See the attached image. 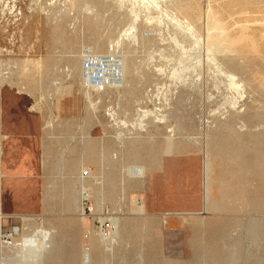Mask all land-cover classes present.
Returning a JSON list of instances; mask_svg holds the SVG:
<instances>
[{
    "label": "rangeland",
    "instance_id": "rangeland-1",
    "mask_svg": "<svg viewBox=\"0 0 264 264\" xmlns=\"http://www.w3.org/2000/svg\"><path fill=\"white\" fill-rule=\"evenodd\" d=\"M8 2L21 15L5 11ZM102 3L0 0V142L9 176L1 181V213L6 228L20 229L19 250L0 251V264H264V0H175L162 8L197 23L203 35L220 24L230 37L228 55L218 58L245 85L238 113L223 78L208 65L198 74L205 56L187 39L176 45L177 29L163 14L135 5L133 22L129 3ZM208 9L211 20L204 18ZM91 75L102 82L90 83ZM154 108L175 132L147 119L140 129L139 110ZM61 133L66 143L78 134L107 138L110 151L116 141L110 181L102 177L107 168L92 169L101 177L82 169L81 203L68 172L40 167L62 154L40 149L43 134L61 141ZM109 216L113 232L122 231L107 244L100 233L109 231ZM40 229L48 235L43 251Z\"/></svg>",
    "mask_w": 264,
    "mask_h": 264
},
{
    "label": "bare ground",
    "instance_id": "bare-ground-1",
    "mask_svg": "<svg viewBox=\"0 0 264 264\" xmlns=\"http://www.w3.org/2000/svg\"><path fill=\"white\" fill-rule=\"evenodd\" d=\"M91 2L93 1V3L94 2H97V3H117V4H120V5H123L124 3L126 4V3H129L132 7L130 8V12L131 13H133L134 14V21L133 22H135V19H137L138 18V13L136 12V9H135V5H137L138 7V9H144V10H147V11H149V10H157V11H159L158 13H161V14H163L162 16L166 19H168V21H169V23L173 26V27H175L176 29H177V33H178V35H179V37H176V35H174L173 37H172V40L176 43V45L177 44H179V42H180V40H181V42H182V40L183 39H187L189 42H191L192 44H193V47H195L197 50H199V52L201 51V53H202V55L201 56H205V58H202L203 60H199L198 61V65H199V70H200V73H198V74H201V71L203 70V67L205 66V65H208V66H212L211 68L213 69H215V71L218 73V75L219 76H221L222 78H223V80H224V83H222L223 84V86H224V88H226V90H227V92H228V96H225V98H227V100L229 101V103H230V107L233 109V111L235 112V113H238L237 112V104L238 103H241L244 99H245V97H246V93H245V85H243V83H242V81H241V79L239 78V76H238V72H235L234 70H233V68H232V66H231V68L229 67V64L227 65L228 67H226V68H224L221 64L222 63H224V62H222V61H220V62H222V63H220L219 62V58H218V56L219 55H221V56H223L222 58H224V56H226V55H228L227 54V51H226V44H227V42L228 43H231V41H230V37L228 36H226V33H224V31L222 30V28H221V26H220V24H216V25H214L213 27H212V30H211V32H209L208 30V32L206 31V33L203 35V33L201 34V33H199V31L195 28V25L197 24V23H193V19H194V17H193V15H192V20H189V21H192V23L191 22H188L185 18H183V17H179L177 14H176V12L174 13V12H171V13H169L168 11H167V9H164V10H162V8H165L167 5H173L174 4V2H175V0H90ZM205 1V0H204ZM241 1V0H240ZM247 1V0H246ZM250 1V0H249ZM252 1V0H251ZM256 1V0H255ZM102 3V4H103ZM211 4V3H210ZM246 4V3H245ZM251 4V3H250ZM98 5H100V4H98ZM127 5V4H126ZM255 5V4H254ZM117 6V5H116ZM248 6H249V4H248ZM251 6V5H250ZM260 6V5H259ZM134 7V8H133ZM252 7V6H251ZM244 8H245V6H244ZM137 9V10H138ZM185 9V8H184ZM249 9V8H248ZM256 9V8H255ZM5 11H8L9 13H10V15H12L13 16V18L15 19V18H17V15L19 14V15H21V11L18 9L17 10V7H16V5L15 4H12V5H10V2H8L7 4H6V9H4ZM174 10V9H173ZM4 11V12H5ZM18 11V12H17ZM142 11V10H141ZM190 11H191V9H190ZM214 11V10H213ZM187 12V11H186ZM197 15H199V14H197ZM200 15H202V14H200ZM212 14L210 13V10L208 9V11H207V14H206V16L204 17L205 19H210L211 20V17L213 16H211ZM191 16V15H190ZM190 16H189V18H190ZM147 17V16H146ZM153 17H154V15H153ZM200 17V16H199ZM198 17V18H199ZM158 18V17H157ZM187 18V17H186ZM202 18H203V15H202ZM203 18V19H204ZM149 19V18H148ZM166 19V20H167ZM164 20V19H163ZM200 20H201V17H200ZM199 20V21H200ZM210 20H208V21H210ZM155 21V20H154ZM203 21V20H202ZM148 22H149V20H148ZM151 22V21H150ZM201 22V21H200ZM152 23V22H151ZM203 23H205V21H203ZM201 24H202V22H201ZM209 24V23H208ZM149 25V24H148ZM168 25V24H167ZM166 25V26H167ZM160 26V25H159ZM198 26H200V28L202 27L201 25H198ZM198 26H196V27H198ZM134 27H135V24L133 23L132 24V26L130 27V29H131V31H130V33L129 34H131L132 35V37L133 38H135V35L133 34V32H134ZM156 27V26H155ZM163 27V26H162ZM204 27V26H203ZM165 28V27H164ZM166 29V28H165ZM161 30V29H160ZM172 30V29H171ZM201 30V29H200ZM173 31V30H172ZM202 31H204L203 29H202ZM204 31V32H205ZM244 31V30H243ZM201 32V31H200ZM226 32V31H225ZM227 33H229V32H227ZM245 33V32H244ZM246 35V34H245ZM248 35V34H247ZM121 36V35H120ZM145 37V36H144ZM151 37V36H150ZM236 38V37H235ZM239 38V37H238ZM144 39V38H143ZM246 39V38H245ZM232 40V39H231ZM236 40H237V38H236ZM235 40V41H236ZM121 41V38L120 39H118V40H116V42H115V47L118 45V43ZM153 41V40H152ZM232 42H234V41H232ZM246 42V41H245ZM245 42H243V43H245ZM236 43V42H235ZM254 43V42H253ZM231 44H233V43H231ZM256 44H258V43H256ZM230 45V44H229ZM233 47V46H232ZM232 47H229V48H232ZM253 47V46H252ZM180 48L181 49H183V45H181L180 46ZM253 48H255V47H253ZM244 50V49H243ZM188 51V50H187ZM260 51V50H259ZM264 51V50H263ZM192 52H194V51H192ZM252 52V51H251ZM250 52V53H251ZM255 53V52H254ZM257 54V53H256ZM263 54V53H262ZM230 55V54H229ZM260 56V55H259ZM194 57V56H193ZM185 58V57H184ZM188 58V57H187ZM186 58V59H187ZM260 58V57H259ZM263 58H264V56H263ZM126 59V58H125ZM133 59H134V57H133ZM133 59H131V60H133ZM190 59V58H189ZM249 59V58H248ZM261 59V58H260ZM131 60H130V62H131ZM191 60H192V58H191ZM220 60H221V58H220ZM223 60V59H222ZM225 60H226V62L227 61H229L230 63H231V65L232 64H235V59H233V58H228V56L227 57H225ZM225 60H223V61H225ZM262 60V59H261ZM193 62V61H192ZM195 62V61H194ZM241 61H239L238 63H240ZM197 63V62H196ZM228 63V62H227ZM263 63H264V61H263ZM186 64V63H185ZM257 64V63H256ZM131 65H132V63H131ZM195 65V64H194ZM264 65V64H263ZM159 66V65H158ZM157 66V67H158ZM207 66V67H208ZM193 67V66H192ZM206 68V67H205ZM209 68V67H208ZM264 68V67H263ZM207 69V68H206ZM258 69V68H257ZM188 70V69H187ZM193 70V69H192ZM209 70V69H208ZM214 71V72H215ZM263 72V71H262ZM257 73V72H256ZM183 74V73H182ZM196 74V73H195ZM203 74V73H202ZM248 74V73H247ZM161 75V74H160ZM245 75V74H244ZM255 75V74H254ZM183 76V75H182ZM188 77V76H187ZM191 77V76H190ZM260 77V76H259ZM199 78V77H198ZM242 78V77H241ZM262 78H263V76H262ZM259 79V78H258ZM180 80V79H179ZM244 80V79H243ZM261 80V79H260ZM220 81V80H219ZM218 81V82H219ZM222 81V80H221ZM257 81V80H256ZM262 81V80H261ZM203 82V81H202ZM209 82H212V81H209ZM208 82V83H209ZM260 82V81H259ZM258 82V83H259ZM264 82V81H263ZM207 83V84H208ZM163 84V83H162ZM200 84V83H199ZM207 84H204L205 86L207 85ZM165 85V84H164ZM221 85V84H220ZM175 86V85H174ZM174 86H173V88H174ZM212 86V85H211ZM222 86V85H221ZM222 86V87H223ZM176 87V86H175ZM179 87V86H178ZM184 87V86H183ZM202 87V86H201ZM217 87V86H216ZM247 87V86H246ZM191 88V87H190ZM210 88V87H209ZM221 88V87H220ZM248 88V87H247ZM163 89V88H162ZM180 89V88H179ZM184 89V88H183ZM208 89V88H207ZM206 89V90H207ZM257 89V88H256ZM258 89H260V88H258ZM193 90H196V89H193ZM198 90V89H197ZM264 90V89H263ZM180 91H182V90H180ZM189 91V90H188ZM203 91V90H202ZM211 91V90H210ZM209 91V92H210ZM246 91H248V90H246ZM186 92H187V90H186ZM204 92V91H203ZM202 92V93H203ZM206 92V91H205ZM208 92V91H207ZM212 92V91H211ZM218 92V91H217ZM220 92V91H219ZM264 92V91H263ZM180 93H182V92H180ZM195 93H196V91H195ZM212 93H214V91L212 92ZM216 93V92H215ZM221 93V92H220ZM223 93V92H222ZM194 94V93H193ZM192 94V95H193ZM206 94V93H205ZM188 95V94H187ZM198 95V94H197ZM202 95V94H201ZM207 95V94H206ZM205 95V96H206ZM212 95V94H211ZM217 95H218V93H217ZM223 96H224V93L222 94ZM227 95V94H226ZM248 95V94H247ZM194 96V95H193ZM199 96H200V94H199ZM255 96H256V94H255ZM154 97V96H153ZM202 97V96H201ZM201 97H199L200 99H201ZM151 98V97H150ZM161 98V97H160ZM214 98V97H213ZM218 98V97H217ZM222 98V97H221ZM247 98V97H246ZM159 99V98H158ZM176 99V98H175ZM180 99V98H179ZM203 99V98H202ZM204 99H205V97H204ZM211 99V98H210ZM210 99H208V101L210 100ZM161 100H163V99H161ZM212 100V99H211ZM169 101V100H168ZM204 101V100H203ZM202 101V102H203ZM214 101V100H213ZM249 101V100H248ZM247 101V102H248ZM173 102L174 101H172V104H173ZM176 103H177V101H175ZM174 102V103H175ZM201 102V103H202ZM211 102V101H210ZM217 102V101H216ZM244 102H245V100H244ZM142 103V102H141ZM204 103V102H203ZM243 103V102H242ZM159 104V103H158ZM205 104V103H204ZM209 104V103H208ZM246 104V103H245ZM161 105V104H160ZM213 105V104H212ZM141 106V105H140ZM144 106V105H143ZM159 106V105H158ZM176 107V106H175ZM213 107V106H212ZM225 107H226V105H225ZM242 107H244V106H242ZM257 107V106H256ZM138 108V107H137ZM141 108V107H140ZM200 107H198V111L200 110L199 109ZM222 108V107H221ZM171 109H173V108H171ZM241 109V108H240ZM260 109V108H259ZM169 110V109H168ZM175 110V109H174ZM174 110H173V112H174ZM243 110V109H242ZM197 111V110H196ZM169 112V111H168ZM175 112H176V110H175ZM195 112V111H194ZM193 111L192 112H190V113H194ZM210 112V111H209ZM242 112V111H241ZM113 113V112H112ZM166 113H167V111H166ZM170 113V112H169ZM197 113V112H196ZM196 113H194L195 115H196ZM199 113V112H198ZM201 113V112H200ZM205 113V112H204ZM229 113V112H228ZM186 114V113H185ZM206 114V113H205ZM224 114H226L227 115V113H224ZM112 115V114H111ZM170 115V114H169ZM173 114H171L170 116H172ZM175 115V114H174ZM174 115H173V117H174ZM176 115H179V114H176ZM192 115V114H191ZM195 115H194V117H195ZM199 115V114H198ZM201 115V114H200ZM199 115V116H200ZM214 115H216V114H214ZM218 115V114H217ZM225 115V116H226ZM137 116H138V119H137V125L140 127V129L141 130H145L146 128H147V125L145 124V123H143L144 121H145V119H147V120H151L152 122H154V123H156V124H158V125H160L161 127H163V128H165V130H167V128L169 127L170 128V126H168L167 124H168V117H166V115H164L163 113H161V108L159 109V108H154V110H148V109H140L139 110V113L137 114ZM187 116H189V115H187ZM207 116V115H206ZM205 116V117H206ZM209 116V115H208ZM184 117V116H183ZM210 117H212V115L210 116ZM219 117V116H218ZM172 118V117H171ZM175 118V117H174ZM188 118V117H187ZM198 118H200V117H198ZM207 118V117H206ZM194 119V118H193ZM202 119H203V117H202ZM210 118H208V120H209ZM221 119V118H220ZM225 119V118H224ZM171 120V119H170ZM174 120V119H173ZM172 121V120H171ZM210 121V120H209ZM203 122V121H202ZM214 122H216L215 121V118H214ZM204 123V122H203ZM206 123V122H205ZM212 123H213V121H212ZM158 125H156V126H158ZM205 125H207V124H205ZM215 125H216V123H215ZM220 125V124H219ZM221 126V125H220ZM219 126V127H220ZM160 127V128H161ZM206 127V126H205ZM154 128H155V126H154ZM206 128H208V127H206ZM209 128H210V126H209ZM221 128V127H220ZM219 129V128H218ZM178 130V129H177ZM212 130V129H211ZM214 130V129H213ZM230 130V129H229ZM161 131V130H160ZM160 131H158V133L160 132ZM215 131V130H214ZM213 131V132H214ZM223 131V130H222ZM222 131H221V133H220V135H219V133H218V135L219 136H221V134H223L222 133ZM163 132V131H162ZM168 132H175V129H174V127H171L170 128V130H168ZM209 132V131H208ZM210 133V132H209ZM172 134V133H171ZM175 134V133H174ZM214 134V133H213ZM224 134H225V132H224ZM227 134V133H226ZM206 136H208V134L207 135H205L204 137H203V141L206 139ZM214 136V135H213ZM121 137V136H120ZM198 137V136H197ZM214 137H216V136H214ZM164 138H166V137H164ZM174 139V138H173ZM173 139H171V140H167V143H168V148H169V145L171 144V141L173 142ZM214 140H216L215 138H213ZM253 139V137L251 138V140ZM119 140V139H118ZM166 140V139H165ZM177 140V138L175 139V141ZM179 140V139H178ZM210 140V139H209ZM182 141V140H181ZM206 141V140H205ZM226 141V140H225ZM227 141H228V139H227ZM236 141V140H235ZM254 141V140H253ZM179 143H180V141H178ZM178 142H175V143H178ZM164 143H165V141H164ZM208 143V142H207ZM205 144V143H204ZM220 144V143H219ZM223 144V143H222ZM252 144V143H251ZM143 145V144H142ZM162 145V144H161ZM174 145V144H173ZM172 145V146H173ZM144 146V145H143ZM208 146H209V144H208ZM215 146H216V144H215ZM220 146V145H219ZM157 147V146H156ZM181 147H182V145H181ZM221 147V146H220ZM219 147V148H220ZM135 148L136 147H134V150H135ZM158 148H160V147H158ZM174 148V147H173ZM207 145L205 144L204 145V155H205V157L208 155L207 154ZM215 148V147H214ZM132 149V148H131ZM162 149H163V147H162ZM170 149V148H169ZM173 150V149H172ZM207 150V151H206ZM213 150V149H212ZM255 150H256V148H255ZM258 150V149H257ZM203 151V150H202ZM231 151H233V150H231ZM238 151V150H237ZM259 151V150H258ZM130 152H131V150H130ZM140 152V151H139ZM149 152V151H148ZM218 152V151H217ZM220 152V151H219ZM0 153H1V150H0ZM216 153V152H215ZM214 153V156L216 155ZM221 153V152H220ZM219 153V154H220ZM222 153H224V152H222ZM232 153V152H231ZM144 154V153H143ZM153 154V153H152ZM254 154V153H253ZM260 154H261V152H260ZM263 154V153H262ZM156 155V154H155ZM221 155V154H220ZM143 156H145V155H143ZM152 156V155H151ZM140 157V156H139ZM217 157V156H216ZM222 157V156H221ZM255 157V156H254ZM154 158V157H153ZM218 158V157H217ZM220 158V157H219ZM238 158V157H237ZM88 159L89 160H92L90 157H88ZM129 159H131V158H129ZM134 159V158H133ZM213 159V158H212ZM253 159V158H252ZM128 160V159H127ZM138 160V159H137ZM149 160V159H148ZM154 160V159H153ZM152 160V161H153ZM206 160V159H205ZM237 160V159H236ZM76 161V160H75ZM129 161V160H128ZM136 161V160H135ZM139 161V160H138ZM141 161V160H140ZM143 161V160H142ZM212 161H214V160H212ZM255 161H256V158H255ZM68 163H70V162H68ZM131 163V162H130ZM137 163V162H136ZM134 164H135V162H134ZM133 164V165H134ZM144 164H145V162H144ZM213 164H215V163H213ZM258 164V163H257ZM205 165V164H204ZM67 166H70V165H67ZM206 166V165H205ZM223 166H225V165H223ZM260 166V165H259ZM209 167V166H208ZM227 167V166H226ZM71 168H73V167H71ZM261 167H259V169H260ZM205 169V168H204ZM74 169H72V171H73ZM71 171V170H70ZM211 171V170H210ZM261 171H263V170H261ZM85 172H86V170H85ZM72 173V172H71ZM213 173H214V171H213ZM226 173V172H225ZM232 174H234V173H232ZM231 174V175H232ZM263 174V173H262ZM83 175H86V173H84V172H82V175H80L81 176V178H82V176ZM2 176V175H1ZM90 176H92V175H90ZM109 176V175H108ZM77 177V176H76ZM94 177V176H93ZM97 177V176H96ZM263 177V176H262ZM213 178V177H212ZM94 179V178H93ZM95 180V179H94ZM108 180H109V178H108ZM209 180V179H208ZM211 180V179H210ZM107 181V180H106ZM110 181V180H109ZM109 181H107V182H109ZM212 181V180H211ZM205 182V181H204ZM236 182V181H235ZM108 184V183H107ZM106 184V185H107ZM111 184V183H110ZM211 184V183H210ZM255 184V183H254ZM109 185V184H108ZM107 185V186H108ZM113 185V184H112ZM111 185V186H112ZM207 185H209L208 183H207ZM206 186V185H205ZM110 187V186H109ZM252 187V186H251ZM108 188V187H107ZM111 188V187H110ZM116 188H117V186H116ZM209 188V187H208ZM258 188V187H257ZM109 189V188H108ZM113 189V188H112ZM114 190H115V185H114ZM82 191V190H81ZM105 191V190H104ZM111 191H113V190H110V192ZM116 191V190H115ZM107 193V192H106ZM105 193V194H106ZM115 193V192H114ZM82 194H84V191H82ZM109 194V193H108ZM108 194H106V195H108ZM209 194V193H208ZM231 194V193H230ZM113 195V194H112ZM229 195V194H228ZM221 196V195H220ZM224 196V195H223ZM222 196V197H223ZM85 199V198H84ZM256 201V200H255ZM259 201V200H258ZM137 202V201H136ZM131 205H137V210H136V213L135 214H137L138 216H137V218H140V216H142V215H144V213H143V211H142V204H140L139 202H137V203H131ZM261 206H262V204H261ZM134 207V206H133ZM253 207V206H252ZM135 208V207H134ZM261 209V208H260ZM82 211H83V209H82ZM1 213V212H0ZM81 216H83V215H81ZM112 217L113 216H109L108 217V221L110 222V229H109V231H103V230H101L102 231V233H100L102 236H103V239H104V241L107 243V244H109V243H111L112 242V240H113V238L114 237H116L117 238V241H119L118 240V237L120 236V229L121 228H119V226H118V229L115 231V232H113V224H112ZM99 218V221L100 222H103V220H104V218L103 217H98ZM142 219L144 218V217H141ZM140 218V219H141ZM130 220V219H129ZM133 220V219H132ZM131 220V221H132ZM224 220V219H223ZM136 221V220H135ZM225 221V220H224ZM121 223V222H120ZM132 223V222H131ZM137 223H138V219H137ZM126 224V223H125ZM129 224V223H128ZM134 224V223H133ZM225 224V223H224ZM120 225V224H119ZM122 225V224H121ZM222 225V224H221ZM123 226V225H122ZM121 226V227H122ZM127 226V225H126ZM128 227H130V226H128ZM221 227V226H220ZM40 228V227H39ZM42 228V227H41ZM124 229H126V228H124ZM133 229V228H132ZM48 230V229H47ZM52 231V230H51ZM121 231H122V229H121ZM124 231V230H123ZM132 231V230H131ZM220 232V231H219ZM39 235H40V237H41V243L40 244H42V246H41V249L40 250H42L43 251V249H44V247H45V241H47V238H48V235H47V232L46 231H43V230H39L38 232H37ZM37 233L35 232L34 234H36V236H38L37 235ZM126 233V232H125ZM49 234V233H48ZM52 234V233H51ZM35 236V237H36ZM50 236V235H49ZM34 237V236H33ZM32 237V238H33ZM34 237V238H35ZM40 237H39V239H40ZM50 238H54V237H50ZM40 241V240H39ZM52 241V243L54 242L53 240H51ZM34 242V241H33ZM48 242H49V240H48ZM113 243H114V241H113ZM48 244H50V243H48ZM54 244V243H53ZM52 245V244H51ZM95 246H96V242H95ZM51 247H49V249H50ZM94 248V247H93ZM109 249V248H108ZM39 250V251H40ZM52 250V249H51ZM37 251V250H36ZM49 251V250H48ZM100 251H102V250H100ZM35 252V251H34ZM45 252V251H44ZM50 252V251H49ZM8 253V252H7ZM41 253V252H40ZM11 254V253H10ZM38 254V253H37ZM5 256V255H4ZM3 258V257H2ZM82 261V260H81ZM85 261V260H84ZM4 262V261H3Z\"/></svg>",
    "mask_w": 264,
    "mask_h": 264
},
{
    "label": "crops",
    "instance_id": "crops-1",
    "mask_svg": "<svg viewBox=\"0 0 264 264\" xmlns=\"http://www.w3.org/2000/svg\"><path fill=\"white\" fill-rule=\"evenodd\" d=\"M64 133H61V138L59 140H55L53 138H50L47 136V134H43V142L41 146V150H47L49 148H60L62 150V154L58 155L57 157H46L47 160H44V165H40V167H44V170L46 172L53 171L55 169H63L66 172H68L67 178L78 184L79 186V201L80 203L82 202V192L81 189L84 185V179L81 178L80 173L82 169L87 168L88 172L91 173L94 176L101 177V174L95 175L92 172V169H100V170H106L105 174L102 175L103 178L110 179L111 177V166L113 163L111 159V153L115 151V143H116V138L114 139L113 143V148L111 150V142L106 138L103 140V138H96L93 137L92 139L90 138H85L83 134H78V135H72L71 139H73L71 142L66 143L63 138H64ZM2 140H5L3 138ZM56 141V142H53ZM2 145L3 141L0 142V168H1V175H2V180H5V182H8V174H7V166L5 164V161H3V152H2ZM92 155V160H86V155ZM90 155V156H91ZM76 160V161H75ZM70 162V163H68ZM3 164V166L1 165ZM70 165V166H67ZM41 167V168H42ZM73 167V168H71ZM43 169V168H42ZM72 169H74L72 171ZM71 170V171H70ZM72 172V173H71ZM109 175V176H108ZM77 176V177H76ZM1 199V198H0ZM78 209V207H77ZM2 211L1 208V200H0V212ZM4 215V214H3ZM78 220L81 225L84 226V219L79 218L78 215Z\"/></svg>",
    "mask_w": 264,
    "mask_h": 264
},
{
    "label": "built area",
    "instance_id": "built-area-1",
    "mask_svg": "<svg viewBox=\"0 0 264 264\" xmlns=\"http://www.w3.org/2000/svg\"><path fill=\"white\" fill-rule=\"evenodd\" d=\"M88 65H94V62L91 64L90 62L87 63ZM92 76V75H91ZM90 83L98 84L99 82H102V77L99 78V76H92L89 79ZM1 168H0V190H1ZM6 223L4 220V216L2 213H0V251L1 252H12V251H18L20 248V244L15 241L19 235V227L18 226H11L9 229L5 227ZM3 254V253H2Z\"/></svg>",
    "mask_w": 264,
    "mask_h": 264
}]
</instances>
